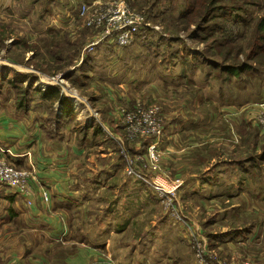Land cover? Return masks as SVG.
<instances>
[{
  "label": "rangeland",
  "instance_id": "374dc122",
  "mask_svg": "<svg viewBox=\"0 0 264 264\" xmlns=\"http://www.w3.org/2000/svg\"><path fill=\"white\" fill-rule=\"evenodd\" d=\"M71 2L0 6V110L36 111L48 140L83 149L65 167L79 180L66 206L70 235L53 237L107 241L113 264H198L188 224L221 257L264 264V130L250 117L264 99V0H216L205 20L194 18L195 0H132L151 26L127 46L102 42L91 52L94 31L48 15ZM241 64L238 73L225 67ZM50 84L76 104L64 123L61 104L40 95ZM110 91L120 113L136 102L163 110L160 161H134L148 180L127 173L121 151L138 159L151 138H128L122 115L109 116Z\"/></svg>",
  "mask_w": 264,
  "mask_h": 264
},
{
  "label": "crops",
  "instance_id": "0c3cea01",
  "mask_svg": "<svg viewBox=\"0 0 264 264\" xmlns=\"http://www.w3.org/2000/svg\"><path fill=\"white\" fill-rule=\"evenodd\" d=\"M71 1L64 0V6ZM79 1L91 0H75L74 6ZM50 14V18L57 15L60 21L66 20L65 13L60 16ZM108 96L109 116L118 122V95L110 91ZM121 99L124 104L130 100L126 96ZM39 108L40 103L35 106L36 110ZM46 137L40 113L31 111L29 116L20 117L0 110V150L17 167L33 170L36 181L34 192L28 197L31 203H27V197L15 189L0 185V264H113L107 241L53 237L55 232L69 230L66 206L78 192L72 182L79 180L78 175L73 178L70 171L65 172V167L69 154L83 149L74 142L50 141ZM41 187L48 190L47 202L41 199ZM49 230L51 236L46 233ZM5 247H10L11 260L8 262L4 258Z\"/></svg>",
  "mask_w": 264,
  "mask_h": 264
},
{
  "label": "built area",
  "instance_id": "2783aa9c",
  "mask_svg": "<svg viewBox=\"0 0 264 264\" xmlns=\"http://www.w3.org/2000/svg\"><path fill=\"white\" fill-rule=\"evenodd\" d=\"M131 2L132 0L79 1L72 7L74 8L71 9L72 12L70 10L65 13L66 20L63 22L67 27L80 26L94 31L92 39L86 47L88 52L94 50L102 42L107 43L110 47L112 45L124 47L134 40L140 29L151 26L147 23L144 15L133 8ZM72 107L76 108L74 102H72ZM120 114L128 138L132 136L151 138L145 153L140 154L138 159L128 156L124 149L121 151V156L125 159L127 173L135 175L143 181L148 180L147 175L136 170L137 166L134 161L142 162L143 168L155 166L160 161L161 152L157 145L165 129L163 110L154 103L136 102ZM250 117L261 129H264V99L253 103V106L250 107ZM160 181V183L153 182L158 189L164 186L165 179H160ZM35 182L33 170L17 167L0 150V185L15 189L27 197V203H31V199L28 197L34 192ZM39 192L41 199L47 202L49 200L48 190L41 187ZM186 227V236L191 242L198 264H251L248 260L240 258L221 257L202 243L194 234L192 226L186 224Z\"/></svg>",
  "mask_w": 264,
  "mask_h": 264
},
{
  "label": "trees",
  "instance_id": "16d2710c",
  "mask_svg": "<svg viewBox=\"0 0 264 264\" xmlns=\"http://www.w3.org/2000/svg\"><path fill=\"white\" fill-rule=\"evenodd\" d=\"M215 1L216 0H195L196 7H195V14H194L195 17L194 18L195 19H199L200 17H202L201 20H205V18H206L205 14L209 13L210 10H213V9L217 8L216 7L217 5H215ZM258 29L260 30V32L262 30H264V19L261 20ZM85 30L89 31L91 29L85 28ZM225 67L230 72L238 73L239 70H241L242 68H246V65L245 64H241V65H237V66L226 65ZM35 76H34V79L36 78ZM39 90H40L39 91L40 95L43 98H46L47 100L48 99L49 100L50 99L51 100H56L57 99V101L61 104V109H60L61 113L59 115H57V116H58L59 122H63L64 123L65 120H66V117L68 115L69 108L72 109V105H71L70 100H67L66 97L59 92L58 87L56 85H54V84L47 85L45 89H43V90L39 89ZM26 100H27V96H26ZM22 102H23L22 100L19 101V103L17 105L19 107V109H22V107H23V103ZM19 111H21V110H19ZM65 111H67V112H65Z\"/></svg>",
  "mask_w": 264,
  "mask_h": 264
}]
</instances>
